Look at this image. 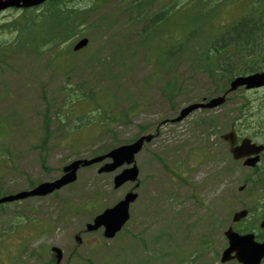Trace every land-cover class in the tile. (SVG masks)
<instances>
[{"label":"rangeland","instance_id":"rangeland-1","mask_svg":"<svg viewBox=\"0 0 264 264\" xmlns=\"http://www.w3.org/2000/svg\"><path fill=\"white\" fill-rule=\"evenodd\" d=\"M186 1L189 0H181ZM224 1H211V4L222 3L216 15H199L203 21L210 18L207 23L213 30H217L221 24L238 20L249 2L226 0L223 3ZM18 15L19 12L5 13L0 16V25ZM111 15L114 16L113 13ZM122 19L116 21L113 25L115 28L107 33H97L87 52L68 56L66 51L69 40L41 53L34 60L27 59L23 62L20 57L5 58V63L11 65V69L0 66V117L7 114V119L10 120L4 142L7 143V156L9 154L13 161L4 167L0 176V189L10 193L26 190L31 181L39 182L59 176L61 167L72 160L92 158L108 151L113 142L118 145L127 144L142 131H145L144 134L153 133L158 128V137L135 157L140 169L141 188L137 190L139 201L135 206L133 220L128 225L131 232L124 228L119 236L137 243L134 245H138L134 253L136 264H186L193 254L201 252L194 251L195 248L191 246L194 242L191 231L181 229L183 223L180 218L176 216L169 219L173 214L180 213L185 222L195 225L197 231L204 233L207 230L213 240L211 249L207 251V264H220L217 256L225 245L223 231L229 224L230 215L241 209L244 203L247 205L250 202L246 194L237 190L243 176L249 172L242 169L240 163H231L223 142L219 139V135L228 129L226 122L235 115L233 112L240 103V94L231 96L232 101L210 113L218 116L210 132L203 130L197 122V118L205 115L199 111L178 124H162L174 118L187 104L199 101L202 97L216 96L214 88L204 74L191 75L190 67L186 65H180L173 76L155 78L153 63L143 61V50H136V56L132 58L122 51L125 36L138 32L136 28L129 29L127 22L125 25L129 30H125L121 25ZM13 39L14 34L11 32L0 31V43L11 42ZM133 39L128 38V43L132 44ZM62 49L65 54L59 55ZM175 79L182 85V90L171 106L156 87L161 88L166 82ZM90 90H95L98 96H102L99 100L101 103L106 100L112 103L110 116H119L130 108V103L140 104L141 111L133 113L125 124L113 127L111 132L104 135V132H98L97 126L75 134L72 129L79 123L67 119L71 105L65 94L80 97ZM47 105L50 138L44 147L45 165L42 166L40 159L43 153L39 152L36 145L43 138ZM78 106L84 108L86 105L83 102ZM254 140L259 141L258 138ZM206 150L210 153L208 158ZM156 156L163 161H159ZM164 166H168L179 180L187 181L176 180ZM78 176L79 185L74 188L65 187L57 196L28 199L5 206L6 213L0 214V264H13L14 254L20 245L15 257L18 264H41L43 259L40 260L39 256L47 261V250L52 246L63 251L65 259L62 262L81 264L74 257V252L81 257L87 252L82 248H75L72 234L83 230L85 224L96 215L91 216L92 213L100 211L103 206H111L132 184L127 183L114 189L113 174H98L97 166L80 170ZM209 178L211 182L205 183ZM95 196L97 197L92 199ZM83 199L91 200L83 203ZM79 206L86 214L76 213L72 216L68 213L69 209H77ZM215 210V215L209 214ZM18 211L19 215L14 214ZM40 212L48 213V216L39 214L32 217L35 215L33 213ZM204 214H209L210 219L202 222L199 216ZM20 215H23L22 219L29 220L17 222L16 216ZM213 217L217 220L213 223L215 230L209 229ZM167 219L169 221L165 223ZM52 223L54 227L51 228ZM10 224L13 225L8 230ZM49 228L53 232L48 236H40L41 232ZM147 229L150 232L155 230L152 239L165 240L166 243L162 241L159 246L156 245L164 250L149 247L150 239L144 237V233H137ZM35 237L39 238L35 240ZM24 238L25 241H35L23 245ZM98 248H103V244H99ZM89 255L92 258L101 255L103 258L104 253L99 252L93 256L91 252ZM128 255L127 248L121 251L123 258ZM97 262L105 264L104 261L101 263V258ZM195 263H199V259Z\"/></svg>","mask_w":264,"mask_h":264},{"label":"trees","instance_id":"trees-1","mask_svg":"<svg viewBox=\"0 0 264 264\" xmlns=\"http://www.w3.org/2000/svg\"><path fill=\"white\" fill-rule=\"evenodd\" d=\"M79 1L73 2L72 6L64 4L61 0L48 2L42 7L40 14H33V10H25L20 18L3 26L14 30L16 37L13 41L7 42L6 53L0 51V65H6V56L7 59L16 55L23 56V59H32L33 55L38 56L57 47L84 29L86 36L92 39L97 33H107L115 28L112 27L114 23L123 18L121 25L125 30L136 28L138 32L125 36L122 51L132 58L136 56V50H143L146 63L153 61L155 74L160 73L163 68H168L169 71L177 70L179 65L186 62L196 73L205 74L215 85L216 91L222 92L225 89L223 83L234 76L264 69V0H251L240 20L221 24L217 30H213L207 23L210 18L206 21L199 18L202 13L213 16L217 14L222 3L211 4L213 0ZM103 8L105 12L98 18L93 21L87 20L89 16H94ZM117 11L118 14H115ZM128 38H134L132 44L128 43ZM7 68L11 69V65L7 64ZM179 86L175 79L167 84L164 92L162 89L159 91L166 93L167 100H172L179 93ZM65 95L70 99L71 105L67 119L79 123L75 126V131L81 130L83 126H94L98 123L103 125L125 123L136 107L130 103V108L119 116H110L112 103L108 100L100 103L98 99L102 96H97L95 90H90L88 94L80 97ZM83 102H86L88 108L78 110V105ZM247 107H251V104L245 99L238 113L252 119L257 135L264 141V112L260 111L259 114L251 116L247 112ZM49 120L47 105L43 121V139L37 146L40 151L50 136ZM213 120V117H207L199 122L205 128H209L214 125ZM250 124L251 121L245 122L246 126ZM245 125L242 124L244 127ZM9 126L10 120L7 117L0 119V137L4 138L3 135L7 133ZM5 154L7 155V152ZM1 158L0 156V160ZM6 160L8 163L13 161L10 156H7ZM5 161L4 163L3 160L0 161L2 162L0 169L4 167ZM250 177L256 180L255 187L264 190V159L261 168L252 170V174L244 178L246 185L249 184Z\"/></svg>","mask_w":264,"mask_h":264},{"label":"water","instance_id":"water-1","mask_svg":"<svg viewBox=\"0 0 264 264\" xmlns=\"http://www.w3.org/2000/svg\"><path fill=\"white\" fill-rule=\"evenodd\" d=\"M46 0H0V11L4 10L8 7H22L27 8L30 6L38 5ZM87 41L80 40L73 48L74 51L79 50L83 46H85ZM239 86H245L247 89L256 88L260 86H264V73L263 74H254L249 77H240L235 79L231 83V90L236 89ZM224 101V98H215L209 101L207 104H199L192 105L183 110L179 119L190 113L194 109L198 108H213L215 106L220 105ZM149 138H146L148 140ZM230 145V152L233 155L234 159H240L250 154L258 153L262 150V147H256L255 145H250L247 140H243L240 146L234 147L236 139L233 133H229L228 135L223 137ZM143 139H139L137 142L130 146L120 147L110 154L108 157L113 159V164L107 165L101 169V171H111L116 166L122 164L123 162L130 163L132 161L133 154H135L142 145ZM103 157L93 159L91 161H77L66 168H64L65 174L57 181L48 184H42L33 191L29 193H20L15 196H8L0 199V203L10 202L18 199H23L28 196H43L47 193L52 192L54 189H57L67 183H70L75 178V171L78 169L80 165L87 166L92 164L93 162H98L102 160ZM256 159L247 161L245 165L253 166L256 162ZM136 176L135 169L126 170L122 174L116 177L115 185L118 186L127 179L133 180ZM134 199V195H128L124 202L118 204L114 209L110 211H106L103 215L97 217L95 219V223L93 227H89L90 230H95L101 225H104L107 230V235H113L115 231L116 225H119L125 219L126 213V205L129 201ZM245 213H240L235 216V219L243 216ZM226 236L229 240V248L225 250L223 253L222 261H226L231 259L230 254L235 252V258L241 262L242 264H258L260 260L264 257V241L261 244L254 243L252 241V236H238L231 231L226 233Z\"/></svg>","mask_w":264,"mask_h":264}]
</instances>
